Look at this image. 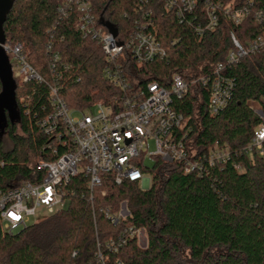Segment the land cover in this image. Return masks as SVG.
<instances>
[{
  "label": "trees",
  "instance_id": "obj_1",
  "mask_svg": "<svg viewBox=\"0 0 264 264\" xmlns=\"http://www.w3.org/2000/svg\"><path fill=\"white\" fill-rule=\"evenodd\" d=\"M142 0H91L98 16L113 23L127 37L139 16ZM234 8L253 1L264 11V0H223ZM64 0H16L4 23L6 40L20 43L29 63L50 82L48 43L59 53L60 95L69 108L91 109L97 101L108 102L120 93L106 77L107 65L101 46L84 38L78 12L61 17ZM157 37L167 57L153 63L130 67L137 85L149 80L162 84L174 73L186 80L208 75L222 65L236 81L234 95L219 114L208 112V94L198 84L174 99V108L184 115L191 145L200 153L214 143L240 149L252 138L261 119L247 102L264 104V49L228 65L234 49L233 32L248 45L262 28L250 16L240 25L221 18L218 27L198 36L193 28L180 24L172 12L150 0ZM53 25H56L55 27ZM16 81L18 116L0 128V186L13 187L34 180V167L47 157L43 146L50 141L38 119L50 108L49 86L35 80ZM2 86L0 83V92ZM25 103L21 98L27 97ZM28 111V112H27ZM20 131V132H19ZM12 146L5 148L3 136ZM243 169L227 163L208 174L185 173L178 162L158 159L148 169L152 183L143 189L139 182L116 184L112 174H104L103 184L90 191L82 175L72 179L73 194L68 205L21 230L0 236V264H99L100 248L110 261L125 264H264V158L241 156ZM105 191V195L102 194ZM127 217L111 223L103 212L122 206ZM144 230L146 244L137 237L128 239L117 252L107 245L124 227ZM76 252V256L73 253Z\"/></svg>",
  "mask_w": 264,
  "mask_h": 264
},
{
  "label": "built area",
  "instance_id": "obj_2",
  "mask_svg": "<svg viewBox=\"0 0 264 264\" xmlns=\"http://www.w3.org/2000/svg\"><path fill=\"white\" fill-rule=\"evenodd\" d=\"M166 11L172 12L180 24L193 28L198 36L215 30L221 18L240 25L252 17L261 26L262 32L248 45H243L232 32L234 49L229 52L228 65L243 57L264 49V11L255 9L253 1L234 8L223 0H155ZM150 0H142L138 6L139 16L134 20L133 30L127 36H113L100 22L91 0H64L59 7L61 17L69 11L78 12V25L84 38L97 42L106 57L105 77L120 90L108 102L97 101L95 110L69 108L60 95V55L54 44L48 43L50 54V82L28 61L20 43L6 40L4 48L9 60L18 68L23 82L35 80L49 86L50 108L38 119L42 132L50 137L43 146L47 157L35 162L37 172L34 180H26L13 187L0 186V236L15 233L30 225V218L44 213L45 217L64 209L74 193L68 186L73 178L82 175L93 201L94 191L103 184V175L112 174L114 182H139L143 189L151 186L152 178L145 165L146 159L154 163L178 162L184 172L198 175L208 174L214 167L227 163L238 170L243 169L241 156L258 155L264 158V104L252 101L253 112L261 122L255 127L251 140L240 149L232 150L227 144L214 143L205 152H198L190 143L189 130H184V115L174 108V99L182 98L189 86L200 85L208 94L207 109L211 115L222 112L231 101L236 81L225 72V66H218L214 72L186 80L180 73L172 74L165 84L149 80L137 85L131 80L130 67L153 63L165 59L166 48L157 37ZM54 27L56 25H53ZM14 75V71H13ZM28 98H21L25 103ZM80 112L74 116L73 112ZM28 112V111H27ZM150 141L154 149L150 148ZM105 195V191H102ZM105 217L113 224L127 217L123 205L118 211L103 209ZM44 217V218H45ZM137 237L140 244L146 237L144 230L126 226L116 240L107 247L117 252L128 239ZM144 238V239H143ZM76 252L73 256H76ZM99 264H125L120 259L110 261L98 248Z\"/></svg>",
  "mask_w": 264,
  "mask_h": 264
},
{
  "label": "water",
  "instance_id": "obj_3",
  "mask_svg": "<svg viewBox=\"0 0 264 264\" xmlns=\"http://www.w3.org/2000/svg\"><path fill=\"white\" fill-rule=\"evenodd\" d=\"M15 1L16 0H0V83L2 86L0 92V128H4L7 125V115L12 121H15L18 116L16 81L13 75L12 64L2 47V44L6 42L4 23ZM100 22L114 37L117 36L118 29L113 23L105 20L103 16H100ZM251 102L252 101L247 102L249 107Z\"/></svg>",
  "mask_w": 264,
  "mask_h": 264
},
{
  "label": "rangeland",
  "instance_id": "obj_4",
  "mask_svg": "<svg viewBox=\"0 0 264 264\" xmlns=\"http://www.w3.org/2000/svg\"><path fill=\"white\" fill-rule=\"evenodd\" d=\"M13 71H14V77H19L18 68L16 66H14ZM92 109L95 110L96 107L93 106ZM80 114L81 113L77 112V111L73 112L74 116H77V115H80ZM3 138H4V141H5V148H7V149L10 148L12 146V144H11L8 136L4 135ZM150 148L154 149V143L152 141H150ZM145 165H147L149 168H151L154 165V161L152 159H146L145 160ZM44 217H45L44 213H39L38 215L30 218V224L36 223V222L42 220ZM141 244L144 245V240H142Z\"/></svg>",
  "mask_w": 264,
  "mask_h": 264
}]
</instances>
